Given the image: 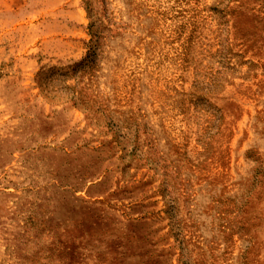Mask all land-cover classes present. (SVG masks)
<instances>
[{
	"label": "rangeland",
	"instance_id": "374dc122",
	"mask_svg": "<svg viewBox=\"0 0 264 264\" xmlns=\"http://www.w3.org/2000/svg\"><path fill=\"white\" fill-rule=\"evenodd\" d=\"M0 264H264V0H0Z\"/></svg>",
	"mask_w": 264,
	"mask_h": 264
}]
</instances>
